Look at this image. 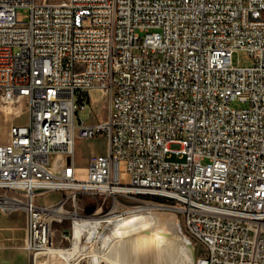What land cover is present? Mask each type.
<instances>
[{"label": "built area", "instance_id": "1", "mask_svg": "<svg viewBox=\"0 0 264 264\" xmlns=\"http://www.w3.org/2000/svg\"><path fill=\"white\" fill-rule=\"evenodd\" d=\"M32 2L0 0V102L28 113L0 143V198L22 204L33 261L63 210L122 196L181 216L197 264H264V0ZM94 93L107 115L90 123ZM97 135L106 153L77 165V141Z\"/></svg>", "mask_w": 264, "mask_h": 264}, {"label": "bare ground", "instance_id": "2", "mask_svg": "<svg viewBox=\"0 0 264 264\" xmlns=\"http://www.w3.org/2000/svg\"><path fill=\"white\" fill-rule=\"evenodd\" d=\"M40 3L44 0L32 2V12H40ZM81 90L82 83L73 85V92ZM98 99L99 95L94 93V104ZM59 108H66V101H59ZM18 209H22L21 203L0 198L3 212ZM164 209L167 210L159 204H147L142 209L122 211L115 200L112 209L100 216H82L63 210L64 217L73 220L71 230L64 234L66 238L73 236L72 247L52 245L36 255L35 264H42L40 256L46 257L44 264H80L82 256L89 258V264H196V248L183 234L178 215H161L158 210ZM117 221L120 223L114 228ZM84 236L94 241V245L83 246Z\"/></svg>", "mask_w": 264, "mask_h": 264}, {"label": "rangeland", "instance_id": "3", "mask_svg": "<svg viewBox=\"0 0 264 264\" xmlns=\"http://www.w3.org/2000/svg\"><path fill=\"white\" fill-rule=\"evenodd\" d=\"M28 12L27 10H19L18 21H27ZM233 64L239 67H247L252 64V59L245 51L235 52L233 55ZM95 100V99H94ZM245 103L240 101H234L232 107L236 109H241L245 107ZM94 115L89 117L88 111L80 113L83 120H88L90 123H95L97 121L103 120L107 115V105L106 101L102 99L99 95V99L96 104H94ZM20 115L18 116V113ZM18 116V117H17ZM28 121L27 113V103L25 101H20L16 104H2L0 102V140L4 143L8 140L9 130L12 124H25ZM79 121L77 120V123ZM107 151V140L103 135H97L93 138L81 139L76 143V161L77 165L81 167H86L89 164V159L93 154H104ZM62 198L60 193H51L44 196L38 197L39 204H55ZM118 201L120 203V208L122 211L132 210V203L128 201L127 198L119 196ZM157 204H162L160 201L155 202ZM68 210H73L74 207L72 203L67 205ZM113 207V199L105 198L103 196L91 197L85 196L78 201L77 213L82 216L89 215H104L109 212ZM161 215L170 217L174 211L158 210ZM176 214V213H175ZM138 215H144L142 213ZM179 225L183 232L185 233V227L183 219L179 216ZM121 221V220H120ZM120 221L113 224L115 228ZM119 222V223H118ZM72 219L64 220L62 223H57L54 226L55 232V248H71L73 242V236L66 238L64 234L67 230L72 228ZM107 225V224H106ZM102 227L100 230L102 231ZM185 235V234H184ZM25 241V216L22 210H17L13 212H3L0 210V264H35V259L33 261V255H31L27 250L24 249ZM82 245L92 246L94 241H88L84 236L82 239ZM194 244V243H193ZM195 246V244H194ZM196 256L197 260L201 254L199 247L196 246ZM44 264L46 260L45 256H40L39 258ZM88 257L82 256L80 259V264H89ZM196 260V264H197ZM61 263V262H60ZM59 263V264H60ZM49 264H52L49 262Z\"/></svg>", "mask_w": 264, "mask_h": 264}, {"label": "crops", "instance_id": "4", "mask_svg": "<svg viewBox=\"0 0 264 264\" xmlns=\"http://www.w3.org/2000/svg\"><path fill=\"white\" fill-rule=\"evenodd\" d=\"M0 143H4V142L0 140Z\"/></svg>", "mask_w": 264, "mask_h": 264}, {"label": "water", "instance_id": "5", "mask_svg": "<svg viewBox=\"0 0 264 264\" xmlns=\"http://www.w3.org/2000/svg\"><path fill=\"white\" fill-rule=\"evenodd\" d=\"M66 233H69V230H67Z\"/></svg>", "mask_w": 264, "mask_h": 264}]
</instances>
